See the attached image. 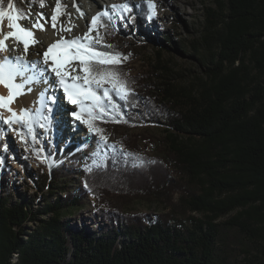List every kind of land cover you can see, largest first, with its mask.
Listing matches in <instances>:
<instances>
[{"label":"trees","instance_id":"trees-1","mask_svg":"<svg viewBox=\"0 0 264 264\" xmlns=\"http://www.w3.org/2000/svg\"><path fill=\"white\" fill-rule=\"evenodd\" d=\"M9 3L26 16V0H0V9L7 11ZM213 3L203 25L211 53L205 78L189 88L167 83L151 97L148 79L167 65L159 60L133 72L129 52L110 39L112 21L103 18L105 34L95 48L121 56L119 63L114 56L98 59L111 60L106 71L131 91L126 99L111 94L118 122L96 120L95 126L104 137L123 129L141 132L106 144L95 134L100 142L91 153L80 148L71 154L78 165L74 184L66 162L49 167L44 158L50 151L36 148L35 188L48 197L34 209L25 198L13 201L10 188L2 193L0 183V264H62L69 254L66 264H241L240 254L246 264H264V0ZM65 8L56 7L57 17ZM138 14L145 16L142 9ZM136 37L140 45L160 47L149 35ZM38 134L28 135L31 145ZM142 139L146 147L159 146V154L145 153ZM90 199L115 208L95 210L106 226L77 230L70 211ZM135 200L159 201L169 211L123 210Z\"/></svg>","mask_w":264,"mask_h":264},{"label":"rangeland","instance_id":"rangeland-1","mask_svg":"<svg viewBox=\"0 0 264 264\" xmlns=\"http://www.w3.org/2000/svg\"><path fill=\"white\" fill-rule=\"evenodd\" d=\"M39 1L40 0H26L28 9L26 17L28 18L20 19L23 24L29 23V28L33 31L43 32L39 29H33V23L36 21L40 13L44 14V12H47L50 17H52L56 11L57 3L59 2V4L64 3L66 5L65 10L59 15L56 23L59 32H64V35L72 33L74 30L83 31L84 34L89 32L91 22L89 23L85 21L84 17L80 14L75 18L74 7L71 4L72 0H42L43 6L39 4ZM99 1L104 3L103 0ZM193 1L194 6H192L193 4L191 5L186 2V0H175L184 11L182 16L179 15L177 11H170L168 5L164 6V9L168 10L170 14L172 13L170 17L164 18L158 13V6H154V9L149 7L150 4L153 5L152 0H134V4L139 7H134L132 12L127 14L125 19H115L112 21L111 30L113 31V35L109 34V36H111L110 39L114 44L118 45L121 50L129 52V56L132 60L133 72L144 70L146 64L152 65L159 60L167 65L165 68L159 69L156 74H153L151 78L148 79L151 90L148 92L150 97L152 94L154 96L157 95L156 91L164 89L167 83L174 84L176 87L189 88L198 80V78H205L206 76L205 73L209 64L208 62L211 59V53L207 44L202 40L203 25L206 15L214 6V0ZM124 2L125 1H121L118 3ZM90 4V0H82L81 6L88 10V15L92 21V16L95 11L106 9L99 8L98 10H94L93 8V12L88 9ZM140 9L145 12V16H140L138 14ZM8 11L10 10L8 9L5 12ZM11 11L13 14L16 13L14 9ZM153 11L154 15H152ZM155 18L159 20V24L156 23ZM8 23L9 21L7 20V17H0V26H4L7 33L14 31V29L8 27ZM52 28L53 27H51V29ZM96 31L99 32L100 36L103 33L105 34L102 28L99 27L94 29L91 35L95 36ZM84 34L81 37H83ZM142 34L149 35L153 40L160 44L161 48L153 43L146 44L145 46L140 45L139 39L136 35L142 36ZM71 39L73 38H68V40ZM21 48L22 46H19L18 44L14 45L13 51L16 52L18 49V52L20 53L18 56H22ZM157 51L160 53L158 54ZM160 54L161 58H158ZM70 60L78 63L76 67L80 71L82 65H80L79 60ZM13 63H15V61ZM80 76H84L83 71H80ZM261 83L263 84V82ZM183 91L197 93L196 90ZM73 109L77 110L75 106H73ZM58 114L65 115L67 119L64 122L59 120V118L44 121L39 117L40 124L46 123L47 126L40 127L39 124L37 127L35 124L33 125V133L39 131L33 145L30 144L28 136L30 134L27 133L26 129H20L19 131L17 129L14 131L9 130L10 134L6 133L7 138H5L4 134H0V157L5 158L4 163H1L0 159V183L3 191L2 193L7 194L4 190L10 188L11 199L13 201L25 198L27 202H32L34 209L40 208L41 203L46 197H48L46 192H41L35 188V178L38 174V164L36 160L41 159L36 155L35 149L40 148L46 152L50 151L52 154L51 157L47 159L44 158L49 167L58 164L59 162H66L65 171L74 174L72 179V183L74 184L79 181V176L76 174L78 165H76V167L73 165L71 154L80 148H83L84 151L89 154L100 142L99 137L89 132L83 123V132L77 133L80 136V141L77 143H71L69 145L71 146L70 150H65V145L72 139V134L69 133V130L73 127V121L72 116L64 113L63 110L57 112V115ZM9 117L10 116H8V118ZM50 123H52V129L50 130L52 132L48 131ZM20 132H23L24 134L23 140L21 139ZM134 132H141V130L123 129L120 133H109L106 137L107 142H119V140L124 137L133 138L132 134H134ZM150 132L159 137L166 134L155 128H150ZM81 134H87L89 139L85 140V137H82ZM138 142L141 147H144L143 149L145 153L152 156L159 154V146L149 144L148 147H146V142L143 139ZM14 146H16L17 149L14 150ZM109 208L114 209L115 206H112L111 204L109 205V203L106 202L100 204L95 200L90 199L85 207L71 210L68 219L71 226L77 230L83 227L91 228L93 225H99L102 228L106 226L107 223L103 217L96 214L95 210H108ZM123 210L129 213L145 212L155 214L166 213L169 211V207H167L165 203L159 201L135 200L129 206L123 207ZM203 214L204 213H196V215L200 217H204ZM234 214L235 212H231L230 214L220 217L218 221L226 220ZM27 226L32 227L34 224L28 222ZM69 258L70 254L67 255L62 264H66ZM239 260L242 262L241 264H246L248 261L244 260L243 254H240Z\"/></svg>","mask_w":264,"mask_h":264},{"label":"snow or ice","instance_id":"snow-or-ice-1","mask_svg":"<svg viewBox=\"0 0 264 264\" xmlns=\"http://www.w3.org/2000/svg\"><path fill=\"white\" fill-rule=\"evenodd\" d=\"M41 6H43L42 3ZM13 7V4L9 3L8 8L10 11L5 12L3 9H0V17H7L9 21L8 27L14 29V31H10L7 34H4L0 30V36H3L4 39L14 37L17 41L23 42L25 53L23 56L0 57V84H3L9 93L7 97L0 96V107L5 108L11 113V116L3 122L9 125L16 123L21 126V129H26L28 134H33V125L37 117L42 118L44 121H49L56 112L63 110L64 113L70 114L75 120L87 125L89 131L94 135L100 134L101 142L106 144L107 138L102 135L103 129L96 127L95 121L107 122V119H112L114 122H118L114 113L118 111L119 106L113 100L111 94L114 92L117 97L126 99L131 90L127 88L126 82L119 80L118 74L106 71V67L112 63L111 60L98 59L102 56H114L117 58L116 62L119 63L118 58L121 54L105 53L96 50L95 45L101 44L103 38L98 31H96L95 36H92L91 33L94 29L104 27L102 23L104 17H108L110 21L115 19L123 20L127 14L132 12L134 7L139 6L131 3V0H125L124 3L111 5L110 10L106 9L98 12L92 18L88 33H85L83 37L77 36L71 40L61 36L43 52L42 60L39 59V51L37 52V60L26 59L28 49L31 46L42 44V41L36 38L35 32L32 29L19 24L21 18L28 17L20 12L13 14L11 11ZM149 7L154 9V5L150 4ZM59 9L60 4L58 2L57 11ZM81 15L83 16L84 14L81 12ZM152 15H154V11ZM42 20L46 22L44 14L40 13L33 23V29L44 31V23H41ZM57 20V14L54 12L51 17L54 29L56 28ZM6 47L3 40H0V48L6 50ZM103 47L110 48L112 46L103 45ZM54 50H59L63 56L69 59L79 60L80 65H82L80 71H83L85 75L83 77L72 75L77 69L71 65L70 71L64 70L57 63V56L54 54ZM123 58L127 59V57ZM50 60L52 63H49ZM29 69L32 71H29ZM53 74L55 79L51 78ZM113 76H115V80L112 79ZM17 77H20L19 81H17ZM106 83L111 84V88L105 87ZM32 85H40L41 87L33 88ZM57 85L62 90L63 96L56 97L55 94L49 96L48 92ZM119 86H122L123 91H121ZM32 91L38 92L37 98L33 103L40 105V107L35 109L21 108L18 113L10 107V104L15 102L18 97ZM65 100L67 104L75 106L77 110L68 108L64 103ZM45 112L47 113L46 115ZM46 126V123L40 124V127ZM20 134L23 140V132H20ZM33 138H35L34 135ZM126 155L133 154L126 153ZM88 170L91 171L90 168Z\"/></svg>","mask_w":264,"mask_h":264},{"label":"bare ground","instance_id":"bare-ground-1","mask_svg":"<svg viewBox=\"0 0 264 264\" xmlns=\"http://www.w3.org/2000/svg\"><path fill=\"white\" fill-rule=\"evenodd\" d=\"M121 1H125V0H103L104 3H101L99 0H90L91 4L88 6V9L93 11L94 10H98L99 8H104V9H108L110 10V6L113 4H119L118 2ZM131 2L134 3V0H131ZM186 2H188L189 4H193L192 6H194V1L193 0H186ZM153 5L156 7L158 6V13L161 14L164 18H168L171 16L170 12L166 9H164L163 7L168 5L170 11H177L179 13V15L182 16V14L184 13L183 9L181 8L180 5H178L175 0H152ZM71 4L74 7V15L75 18H77L78 14L81 15V12L84 14L82 17H84V20L87 22H91V18L88 15V10L86 8H82V0H72ZM79 9V10H78ZM86 9V10H85ZM44 17L46 18V22L42 20V23H44V31L43 32H38V31H34L36 38L38 40L42 41V44H37L34 46H31L28 49V54L26 59L28 60H37V52L39 51L40 56L39 59L42 60L43 58V52L47 49V47L49 45H51L53 42L57 41L61 36L65 37L66 39L68 38H74L77 36H82L84 34L83 31H79V30H74L72 33H68L64 35V32H59V30L57 29V27L54 29L52 27V21H51V17L49 15V13L44 12ZM157 18V17H156ZM155 18V21L157 24H159V20H157ZM162 18V17H161ZM19 24L23 25L24 27L29 28V23H25L23 24L20 20H19ZM63 26V24H62ZM59 28V27H58ZM0 30H2V32L4 34H7V30L4 26H0ZM0 40H3L4 45H6V50L4 48H0V57H15L16 55L18 56V54H20L18 52V49L15 51H13V47L14 45H19L22 46L21 48V52H22V56L25 53V49H24V44L23 42L17 41L14 37L10 38L8 37L7 39H4L3 36H0ZM12 40V41H10ZM54 54L57 56V63L60 64L64 70L66 71H70V65L76 67L78 63L72 62L68 57H63L62 53L59 50H54ZM14 62V61H13ZM49 63H52V61L50 60ZM42 66V65H41ZM77 69V67H76ZM29 71H32L31 69H29ZM72 75H78L80 76V71L77 69V71L75 73H72ZM52 79H55L54 74L51 77ZM20 80V77H17V81ZM82 82V81H81ZM33 88H40V85H32ZM8 89L6 87H4L3 84H0V96H4L7 97L8 96ZM53 94H55L56 97H60L63 96V92L60 89V87L57 85L54 89L50 90L48 92L49 96H52ZM38 95L37 91H32V92H28L26 95H22L20 97H18L15 102H12L10 104V107L12 109H14L17 113L20 111L21 108H37L40 107V105L38 104H34L33 101L36 100ZM64 103L67 105L68 108H72L73 109V105L67 104V101L65 100ZM74 110V109H73ZM59 112V111H58ZM47 113L45 112V115ZM70 115V114H69ZM8 116H11V113L9 111H7L5 108L0 107V134L1 135H5V138H7L6 133H9L11 131H14L15 129L20 130L21 126L16 124V123H12L11 125H9L8 123H4L3 121L6 120L8 118ZM61 116V117H60ZM59 118V120L61 121H65L67 119V117L64 115H57V112L54 114L53 119ZM72 121H73V127L69 130V133L72 134V139L71 141H69L64 149L65 150H70L71 146H69L71 143H77L78 141H80V136L77 134L78 132H83L84 130V125L82 122L75 120L72 117ZM62 123V122H60ZM56 128V127H55ZM52 129V123L49 124V132ZM63 130V129H62ZM58 131V130H57ZM63 132V131H62ZM10 134V133H9ZM13 134V133H12ZM82 137H85V140L89 139V136L87 134H81ZM4 137V136H3ZM9 138V137H8ZM58 139V138H57ZM17 149L16 146H14V150Z\"/></svg>","mask_w":264,"mask_h":264}]
</instances>
